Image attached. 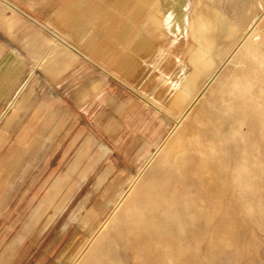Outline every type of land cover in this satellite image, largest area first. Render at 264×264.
Masks as SVG:
<instances>
[{"label": "rangeland", "instance_id": "1", "mask_svg": "<svg viewBox=\"0 0 264 264\" xmlns=\"http://www.w3.org/2000/svg\"><path fill=\"white\" fill-rule=\"evenodd\" d=\"M8 1L26 71L0 115V264H264V0ZM117 123L139 171L88 242L59 244Z\"/></svg>", "mask_w": 264, "mask_h": 264}, {"label": "crops", "instance_id": "2", "mask_svg": "<svg viewBox=\"0 0 264 264\" xmlns=\"http://www.w3.org/2000/svg\"><path fill=\"white\" fill-rule=\"evenodd\" d=\"M0 1L10 2L8 0ZM140 1L142 0H117V15L127 17L132 14L130 12H133L134 4H136L135 9L138 12ZM125 2L133 4V9L128 14H124ZM10 16L11 13L5 17ZM121 26L122 22L118 25L119 30ZM119 32L121 33V31ZM5 42V38L0 40V115L4 113L14 93L21 85V78L26 71L17 54L9 46L5 47ZM112 78L115 77L112 76ZM114 126V128L108 129L102 124L95 128L100 139L108 143V148L102 152L95 165L93 181L82 191L85 193L84 196L59 226V244L75 231L79 234V241L88 242L90 236L99 231V224L108 216L113 207L124 201L127 194L124 192L129 187L136 172L139 171L138 163L146 153L144 148H140L139 136L132 132L131 123H117ZM109 140H112L114 144L111 145ZM159 147L152 153L151 158Z\"/></svg>", "mask_w": 264, "mask_h": 264}, {"label": "bare ground", "instance_id": "3", "mask_svg": "<svg viewBox=\"0 0 264 264\" xmlns=\"http://www.w3.org/2000/svg\"><path fill=\"white\" fill-rule=\"evenodd\" d=\"M258 3H260V1L258 2ZM252 6V5H251ZM250 6V7H251ZM252 9V8H251ZM250 14V13H249ZM253 14H254V12H253ZM263 19V18H262ZM261 20V19H260ZM253 21V20H252ZM258 34V36H259V33H257ZM257 36V35H256ZM255 38V37H254ZM257 38V37H256ZM259 38H260V36H259ZM255 40V39H254ZM257 40H258V38H257ZM254 42V41H253ZM252 42V43H253ZM256 42V41H255ZM259 43V41L257 42V44ZM255 45V43L253 44V45H251V46H248L247 47V50H249V51H251V52H253V50H254V48L256 47V46H258V45ZM260 47H261V45H260ZM259 48V47H258ZM257 48V49H258ZM261 54V53H260ZM210 66H212V64L210 65ZM213 78H214V74H213V72H211L210 73V75L208 76V78H207V81H206V83H204L205 85L204 86H207V85H209V83L213 80ZM185 81H186V79H185ZM186 84H187V81H186ZM185 87V86H184ZM186 93V92H185ZM199 93L200 92H198V91H194V92H192V94H191V92H190V97L187 99V100H185L184 101V103L182 104V113H181V115H180V119H179V121L181 120V118H183V116L190 110V109H192V107L194 106V104L196 103V101H197V98L199 97ZM180 99V98H179ZM157 152V151H156Z\"/></svg>", "mask_w": 264, "mask_h": 264}]
</instances>
